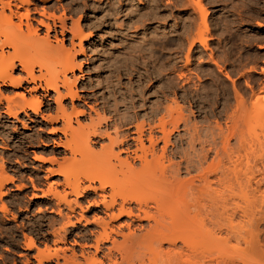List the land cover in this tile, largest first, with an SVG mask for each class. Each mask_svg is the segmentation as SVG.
<instances>
[{"label": "bare ground", "instance_id": "6f19581e", "mask_svg": "<svg viewBox=\"0 0 264 264\" xmlns=\"http://www.w3.org/2000/svg\"><path fill=\"white\" fill-rule=\"evenodd\" d=\"M38 1L40 8L34 0H0V114L15 119L26 128L20 114L27 119H30L29 111L37 115L44 103L42 97H48L50 91L54 93L55 105L47 104V114L43 116L49 123L61 121L60 127L50 130L63 134L64 139H59L60 144L56 145L62 146L68 155L58 158L59 152L51 151L54 155L50 159L39 155L38 159L57 166L58 169L50 168L48 172L62 177L63 188L59 191L52 184L45 190L34 187L37 192H33V197L52 196L56 208L53 209L61 222L58 226L48 222L46 226L53 239H45L43 246L24 235V248L34 252L29 256L25 254L21 260L0 258V264H46L52 261L55 264H131V249L137 244L143 246L148 256L140 264H157L161 257L160 261L164 263L158 264H255L257 257L264 256V245L258 240V234L264 228V207H261L264 203V166L255 159V141L252 139L253 142L248 143L250 130L246 137L245 133H240L244 129L239 128L244 122L248 123V117L260 121L259 117L264 116V86L257 93L252 82L246 81L249 95L246 88L232 81L233 107L230 105L232 96L229 97L226 89L222 88L218 93L216 89L220 87H214V92L207 93L206 102L201 106L206 115L219 119L224 116V127L216 120L214 127L210 123L211 126L200 128L194 122L188 142L192 157L189 152L191 158L187 159V152L181 151L184 160L180 157L181 161L174 162L172 156L179 152L170 142L173 132L178 129L179 119L176 121L177 117L170 116L167 108L157 109L144 119L136 112L106 117L101 113L103 110L90 107L94 117L88 113L87 122L78 119L84 111L74 105L79 94L78 77L73 72L81 70L82 63L76 56L84 55L82 43L91 33L84 32L81 14L77 20H71L69 27L66 25L61 4L64 0ZM151 1L156 5L157 0ZM194 2L181 1L187 5L196 4L201 10L203 25L198 26V41L206 47L200 28H206L205 10L200 0ZM59 8L63 12L56 15ZM32 13L40 17L35 18ZM23 20L25 30L22 29ZM41 29L42 35L39 34ZM66 31L71 34L69 47L64 39ZM190 45L187 63L193 43ZM139 52L143 59L144 52ZM213 85L211 82L207 88L213 90ZM194 95L193 99L199 93ZM67 98L69 106L64 103ZM197 103L196 100V106ZM241 120L244 122L240 124ZM170 125L171 129L168 128ZM245 127L249 129L247 124ZM96 137L105 138L107 142L99 143L96 148L93 141ZM232 140L236 141L237 148L231 145ZM159 142L162 145L158 147ZM262 142L260 138L261 145ZM9 178L1 167L0 187L12 180ZM88 191L100 192L94 205L101 206L104 217L93 219L97 230L74 234L83 215L80 213L79 218L72 220L76 211L73 204ZM0 206V211H9L3 203ZM122 216L145 221L146 227L136 234L126 224L128 232L122 233V240L118 242L111 235L115 231L109 220ZM41 228L42 224L38 223V229ZM73 234L74 238L69 241L68 236ZM107 242L110 247H104ZM76 246L79 257L74 249Z\"/></svg>", "mask_w": 264, "mask_h": 264}, {"label": "rangeland", "instance_id": "374dc122", "mask_svg": "<svg viewBox=\"0 0 264 264\" xmlns=\"http://www.w3.org/2000/svg\"><path fill=\"white\" fill-rule=\"evenodd\" d=\"M181 1L157 0L154 5L151 0H64L61 3L64 10L59 8L55 12L56 15H60L65 11L68 27L71 20H77L81 14L84 32L91 33V36L82 43L84 55L76 56L82 63L81 70L76 69L73 72L78 77L76 87L79 94V99L74 101V105L84 111L82 115H78V119L87 122L88 113L94 117L90 107L103 110L105 113L102 111L101 113L106 117H113L117 113L131 115L136 112L140 117H145L144 119L152 116L157 109L167 108L170 116L177 117L176 121L179 119L178 129L173 132L170 142L179 152L172 156L174 162L181 161V158L184 160L182 157L184 151L187 152V156L186 152L184 153L187 159L192 157L188 142L194 122L198 123L197 126L200 128L210 123L214 127L216 120L224 127V116L219 119L213 115H206L203 112L205 109L201 106L206 102L207 93L214 92V87H220L216 89L218 93L222 88L226 89L229 97L232 96L230 105L233 107L235 103L231 88L233 82L243 89L246 88L244 90L249 95L251 93L245 86L246 81L252 82L257 93L264 86V0H200V5L205 10L206 28H200L206 40V47L198 41V26L203 25L199 12L201 10L196 4L187 5ZM34 3L41 7L38 0H34ZM33 15L35 18L40 17L32 13ZM24 23L25 20L23 30L26 28ZM33 24L36 25L34 21ZM41 30L38 32L40 35L44 33L43 29ZM58 36L61 37L59 34ZM70 36L71 34L66 31L64 39L68 47ZM191 43L193 45L187 63L186 53ZM141 50L144 52L143 59L139 54ZM8 51L11 52L9 49ZM226 75L229 76L228 79ZM211 82L214 84L213 90L207 88ZM196 92L199 95L193 99L192 95L195 96ZM53 96L54 93L50 91L49 98L42 97L44 103L41 112L36 115L29 111L30 119L20 114V119L24 117L22 120L26 128L15 119L0 114V169L2 167L4 174L12 178L0 187V205L3 203L6 210H9L6 213L0 211V258L12 257L21 260L25 254L31 255L34 251L24 248L23 236H31L43 246L45 239H53L50 229L46 226L48 222H52L54 226L61 222L54 211L55 199L52 196L33 197V192H37L34 187L45 190L47 185L52 184L59 191L63 188L62 177L48 172L50 168L58 169L57 166L38 159L39 156L46 160L50 159L53 154L51 151H58V158L68 155L62 146L56 145L60 144L59 139H64L63 134L50 130L60 127L61 121L57 122L58 124L49 123L43 116L47 114L45 111L47 104H51L52 107L55 105ZM66 100L64 103H68L69 106L70 100L68 98ZM196 100L199 107L195 104ZM198 108L201 110L198 111ZM191 110L195 112L194 115ZM262 119L264 116L259 117L260 121L249 117L246 119L248 123L241 120L239 123H246L249 129L245 127L246 124L243 127L244 123L242 127L239 124V129H244L240 133H245L243 135L246 137L250 136V141L246 138L249 144L255 141L252 143L256 152L255 159L259 165L264 166V142L262 145L259 143L260 138L264 141ZM167 120H170V117ZM168 128L171 129V125ZM247 130H250L251 135H247ZM93 141L96 148L107 142L105 138L98 137ZM161 145L162 142H159L158 147ZM231 145L238 147L235 140L231 141ZM43 150L46 152L41 153ZM98 193L100 192L88 191L77 198V204H73L76 211L74 216H71L72 220L79 218L80 213L83 215L81 221L76 224L78 228L73 230L74 234L80 231L82 235L83 231L98 229L93 219L104 217L101 206L94 205V201L99 199ZM262 205L263 208L264 203ZM109 222L115 231L111 235L118 242L122 240V233L128 232L126 224L136 234L146 227L145 221L129 220L125 216ZM38 223L42 224L40 230ZM262 232L258 234L260 245H264ZM74 234L68 236L69 241L74 238ZM104 247H110V243H105ZM166 247V244L163 245L164 249ZM74 249L76 256L79 257L78 246ZM132 249L131 264H140L141 260L148 259L143 246L137 244ZM66 253L69 254V251ZM161 258L157 260V264L163 262L160 261ZM254 263L264 264V256L257 257ZM46 264L55 263L52 261Z\"/></svg>", "mask_w": 264, "mask_h": 264}]
</instances>
